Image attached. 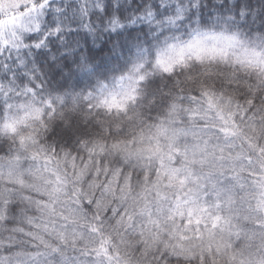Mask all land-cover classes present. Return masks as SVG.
<instances>
[{
  "label": "clouds",
  "instance_id": "clouds-1",
  "mask_svg": "<svg viewBox=\"0 0 264 264\" xmlns=\"http://www.w3.org/2000/svg\"><path fill=\"white\" fill-rule=\"evenodd\" d=\"M0 264H264V0H0Z\"/></svg>",
  "mask_w": 264,
  "mask_h": 264
}]
</instances>
